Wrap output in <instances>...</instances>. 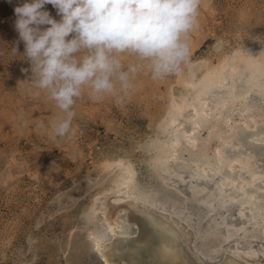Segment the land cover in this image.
<instances>
[{
    "label": "bare ground",
    "instance_id": "bare-ground-1",
    "mask_svg": "<svg viewBox=\"0 0 264 264\" xmlns=\"http://www.w3.org/2000/svg\"><path fill=\"white\" fill-rule=\"evenodd\" d=\"M202 15L199 10V27L187 38L188 60L168 86V106L158 123L150 176L159 180L141 183L125 157L98 164L102 173H112L88 206L87 237L101 264H264V251L253 245L264 243V204L257 201L264 191V46L243 42L192 60ZM25 79L18 77L17 88L30 93ZM18 108L27 122L30 112ZM70 147L78 153L76 144ZM10 155L0 165H20L16 154ZM175 165H185L199 181L181 182L185 172ZM0 171L2 189L16 178V166ZM171 187L187 197L171 196ZM196 195L199 200L191 198ZM100 236L105 254L94 247L93 238ZM12 239L4 238L5 245Z\"/></svg>",
    "mask_w": 264,
    "mask_h": 264
},
{
    "label": "rangeland",
    "instance_id": "rangeland-1",
    "mask_svg": "<svg viewBox=\"0 0 264 264\" xmlns=\"http://www.w3.org/2000/svg\"><path fill=\"white\" fill-rule=\"evenodd\" d=\"M24 2L0 0V86L4 85L0 99L6 100L0 102V163L15 153L20 164L0 165L2 169L16 166V178L2 183L0 189V264H101L87 237L88 206L112 173H102L98 164L106 157H125L135 164L141 183L159 180L150 176L152 150L158 145V123L176 74L153 80L145 67L133 76L132 87L119 101L105 95L94 102L85 88L74 109V135L53 141L49 124L59 116L54 102L43 93L32 95L30 86V93L28 88H17L19 76L27 83L31 77L30 63L23 57L24 44L14 27V8ZM45 10L60 19L52 5H45ZM199 10L203 12L200 44L192 60L215 55L217 48L229 51L243 42L264 46V0H201ZM121 59L125 67L137 62L127 54ZM22 97L24 101L17 104ZM18 107L30 112L27 122H22ZM72 143L79 154L70 147ZM175 167L185 172L181 182L187 179L194 185L199 181L185 165ZM170 190L171 196H186L177 188ZM257 201L264 204V191ZM95 220L102 224L100 216ZM236 221L241 219L236 217ZM9 235L12 242L5 245L3 239ZM229 244L236 245L234 240ZM253 245L264 251V243Z\"/></svg>",
    "mask_w": 264,
    "mask_h": 264
},
{
    "label": "clouds",
    "instance_id": "clouds-1",
    "mask_svg": "<svg viewBox=\"0 0 264 264\" xmlns=\"http://www.w3.org/2000/svg\"><path fill=\"white\" fill-rule=\"evenodd\" d=\"M49 4L58 21L45 10ZM200 5L201 0H26L16 6L14 27L31 66V92L43 93L62 113L50 122L49 138L74 135V109L85 88L94 102L105 95L119 101L145 67L153 80L178 74L189 57L187 38L199 27ZM11 51L17 55V48ZM125 54L137 62L125 67Z\"/></svg>",
    "mask_w": 264,
    "mask_h": 264
},
{
    "label": "snow or ice",
    "instance_id": "snow-or-ice-1",
    "mask_svg": "<svg viewBox=\"0 0 264 264\" xmlns=\"http://www.w3.org/2000/svg\"><path fill=\"white\" fill-rule=\"evenodd\" d=\"M105 204H107V202H105ZM94 240V247H95V250L97 252H100L101 254H105V237L103 236H100L99 238H93ZM105 264H117L116 261H112V260H106L105 261Z\"/></svg>",
    "mask_w": 264,
    "mask_h": 264
},
{
    "label": "water",
    "instance_id": "water-1",
    "mask_svg": "<svg viewBox=\"0 0 264 264\" xmlns=\"http://www.w3.org/2000/svg\"><path fill=\"white\" fill-rule=\"evenodd\" d=\"M257 156H259L258 154H257ZM264 162V161H263ZM193 200H196L195 198H197V200H199L198 199V195H196V197H191Z\"/></svg>",
    "mask_w": 264,
    "mask_h": 264
}]
</instances>
